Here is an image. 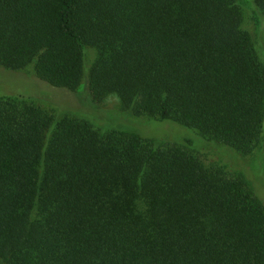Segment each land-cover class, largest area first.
I'll use <instances>...</instances> for the list:
<instances>
[{"label":"trees","instance_id":"1","mask_svg":"<svg viewBox=\"0 0 264 264\" xmlns=\"http://www.w3.org/2000/svg\"><path fill=\"white\" fill-rule=\"evenodd\" d=\"M259 23L250 0H0V66L33 64L77 92L90 46L95 103L116 95L252 165L264 160ZM211 161L0 96V264H264L263 203L228 161Z\"/></svg>","mask_w":264,"mask_h":264},{"label":"rangeland","instance_id":"2","mask_svg":"<svg viewBox=\"0 0 264 264\" xmlns=\"http://www.w3.org/2000/svg\"><path fill=\"white\" fill-rule=\"evenodd\" d=\"M250 1L260 18L257 31L261 50L258 48V54L264 65V12L256 6L254 0ZM240 8L241 27L247 30L253 28L250 8L247 5H240ZM95 55L96 52L92 47H84L83 76L77 92L53 87L39 80L34 73L33 64L27 65L22 70L0 66V96L30 97L37 100L38 104L55 108L58 116L68 115L87 120L101 132L111 130L133 132L145 139H166L173 143H181L188 146L190 151L195 152L208 165L212 163L211 160L222 158L228 161L230 169L235 173H241L250 182L255 194L264 205V160L248 165L231 147L213 141H204L205 139L195 129L171 120L134 116L130 110L121 108L116 95L108 96L102 104L95 103L88 89L89 68Z\"/></svg>","mask_w":264,"mask_h":264}]
</instances>
